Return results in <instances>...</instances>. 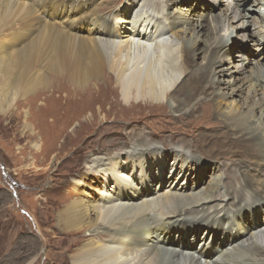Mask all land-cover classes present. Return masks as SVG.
Wrapping results in <instances>:
<instances>
[{"label":"bare ground","instance_id":"bare-ground-1","mask_svg":"<svg viewBox=\"0 0 264 264\" xmlns=\"http://www.w3.org/2000/svg\"><path fill=\"white\" fill-rule=\"evenodd\" d=\"M101 1L0 0V115L32 100L37 116L43 118L39 120L55 125V120H45L42 114L51 97L72 101L67 109L54 107V116L63 110L85 114L89 105H83L84 97L95 100L88 95L90 90L114 82L124 104L134 101L150 109L172 104L181 121L201 113L215 121L221 118V125L215 124L221 130L214 135L210 129L211 140L200 126L180 125L181 138L170 141L182 143L183 148L174 145L169 151L159 145V140L168 144L167 137H159L171 129L133 125L127 141H117L109 149L119 152L87 156L82 173L70 176L72 199L59 204L54 218L58 227L53 231L65 238L64 256H70L71 264H264V177H253L248 167L254 163L251 160L264 164V64L256 60L246 77V57L238 54L236 71L217 69V62L226 61L231 47L238 53L249 51L243 48L246 43L243 47L227 43L229 36L234 37L233 29L241 30L242 39H247L249 27L244 19L258 25L255 46L264 53V0H255L263 6L257 24L238 7L247 0H227L222 15L212 14L206 26L197 14L193 27V15L187 13L182 22L175 18L166 23L169 4L189 0H126L118 9L110 0H104V6L99 5ZM202 3L200 9L208 4L207 0ZM207 10L211 15V8ZM202 40L209 44L201 57L195 48ZM236 74L242 78L225 81ZM236 83L239 86L227 92L229 98L239 91L245 95L241 108H236V100L222 104L226 93L218 92L222 84L227 89ZM89 118L60 124L73 126L72 137L77 139L74 129L83 121L86 125ZM22 126L32 134L27 119ZM223 147L230 155L234 148L243 160L224 171L222 185L203 187L197 180L190 190L181 184L190 181L192 172L201 174ZM247 157L251 159L244 164ZM167 171L175 173L170 182ZM222 195L232 200L229 208L209 207ZM198 211L206 214L189 218ZM221 223L229 225L224 230H231L228 234L220 231ZM235 228L242 233H235ZM201 231L210 244L197 238Z\"/></svg>","mask_w":264,"mask_h":264},{"label":"rangeland","instance_id":"rangeland-1","mask_svg":"<svg viewBox=\"0 0 264 264\" xmlns=\"http://www.w3.org/2000/svg\"><path fill=\"white\" fill-rule=\"evenodd\" d=\"M103 1L104 0H102L99 5L104 6L105 3H102ZM203 1L204 0H189L187 4L185 1H181L171 7L169 4L167 14L171 13V15H168V17L166 16V23L170 24L175 20L182 22L183 17L187 13L189 16H194H192L194 20L191 25L192 27L197 23V18H199L196 17L197 14L201 16V22L205 23L207 26V23L211 22L212 14L213 16H218L224 13V3L227 0H217V3H214L213 0H207L208 6L206 5L204 9H200L201 6H199V4L203 5ZM232 1L233 0H231V2ZM125 2L126 0H110V3L117 9L118 7H122ZM253 4H255V0H247L245 4L240 3L238 7L243 15H247L249 19L250 17L254 18L257 24L260 21L258 11L261 8L263 9V6L260 7L258 4ZM209 8H211V15L208 14L207 9ZM243 21L245 25L249 27L247 39H242L241 30L233 29L231 33L234 37L231 38V36H229L230 39H227V43L231 46L237 43L239 47L240 45L243 47L242 44L246 43L247 47L245 46L243 48H249V51L242 49L243 52L241 51L238 53L235 46H233V48L231 47L226 61L217 62V69H230L236 71L238 68V58L236 56L238 54H243L246 57L244 62L246 73L243 75L248 77V75H251V70L255 68L254 64L256 60H260V63L264 64V53L261 52V50L258 51V47L255 46L257 37L254 35L257 34L259 30L258 25H252L248 19H244ZM232 26L233 28L235 27L231 25V28ZM187 38H190V34ZM207 44L209 43L202 40L195 48L201 57L204 56ZM198 61L201 62L202 58L198 59ZM261 72L264 74V68ZM239 78H242V75L236 74L233 78H225V81H234ZM237 86H239L238 83L226 89V84L221 85L222 89L218 92L224 93L225 90L226 93V99H222V104H227L236 100L238 104L236 108L242 107L245 95L241 91L235 92L231 98L228 97L229 93L227 91ZM88 95H93L95 100L90 102L84 97L85 102L83 105L89 106L86 108L85 114L79 112L78 115H71L68 111L63 110L61 112L55 111V115L57 114V116H54V107L56 110L60 108L61 105L62 109H67V106H72V101L70 99V102L69 100L58 99L55 96L47 100V102H45L47 106L43 108L42 114H44L45 120H55V125L46 126V124L40 121L43 120V118L37 116L31 104L32 100L27 101L26 105L19 109L11 110L3 116L0 115V264H71L70 256H64V248L66 246L65 238L61 234H58L60 232L53 231L54 227H58V223L54 219L56 217V212L60 211L58 206L67 204L70 199H72L70 191L73 186L69 185L70 176L72 177V174L76 172L78 176L82 173L80 169L83 167L84 161L89 155L97 154L98 151L100 155H104L105 153V155H113L116 151L119 152L120 149L116 151H111L109 149L114 148L117 141H127V134L133 125L142 129L148 127H153L156 130L162 127L171 129L169 132L160 133L162 136L159 137V139H162L164 137L163 135L167 137L169 143L164 144L163 141L159 140L161 143H159V145H162L163 149L169 151L174 145L183 148L181 145L182 143L170 141L172 137L181 138L180 131L182 128L180 125L193 123L204 128L207 135L210 129L214 135L219 134L221 130V128L217 129V127H215V124L221 125V118L215 121L212 117L204 116L201 113H196L193 118L188 117L187 121H181L179 119V114L173 113L174 108H172V104H169L168 107L165 105L158 109H150L146 107V105L137 104V102L134 101L131 102V105L124 104L116 89V83L114 82L109 85L101 84L100 87L96 88L94 91L91 89ZM210 99L211 96L207 97L206 100L209 101ZM58 101H61L60 104ZM127 106L132 107L129 108ZM168 112L170 114L169 116L155 115ZM26 113L27 118H25ZM152 114L154 115L152 116ZM87 115L90 116L89 122L85 125L83 121L78 125V128H76L77 130L74 129V134L77 135L79 139L77 137V139L72 137L73 134L71 130L73 126H64L60 124V122L66 123L67 120L73 118L80 121ZM25 119H27L28 125L33 128L31 131L32 134H30L28 130L23 129L22 124ZM102 119L107 120L101 121ZM88 125L91 127L87 128ZM104 134H106L104 137H108L109 139H101ZM55 135L57 136L53 137ZM50 136L54 139L50 138ZM208 136L212 140V137L210 135ZM47 137L50 139H46ZM80 140L83 141L80 142ZM219 140L220 139L217 141L219 142ZM35 144L40 145L41 148L39 151L33 148ZM224 144H227V141H224ZM226 150L227 148L223 147L221 154L219 156L216 155V160L213 159L211 162L209 161L210 163L205 167H202L201 174L192 172L188 176L191 178L190 181L188 179V181H182L181 184L185 187H189L190 190L193 189V183L197 180L203 182V187H206L208 183H211V185L220 183L222 185L224 183V171H228L230 167L239 166L240 161L243 160V155L235 153L234 148H231V155L228 154ZM250 159V157H247V161L244 162V164H248ZM251 161L254 163L248 165L250 171L248 172L251 173L253 177L258 176L262 179V177H264L261 173V170L264 168L263 162ZM171 173L172 174H168L167 171L165 174L169 182L170 178L175 174L173 172ZM99 186L100 188L104 187L102 183H100ZM111 186L112 183L109 184V188ZM200 186L202 187V185ZM83 190L84 187L81 188V191ZM86 190L89 191L90 189ZM89 193L93 197H96L93 191L91 192L90 190ZM229 199L230 198H225L224 195H222V197H218L216 201L214 200L211 202L209 207H214L213 205L217 204L229 208L232 203V200ZM228 211L231 212L230 210ZM205 214L204 211H198L197 213L189 214V218L202 217ZM251 220L252 219L249 218V222H251ZM221 224L220 231L225 232L224 230L228 229L229 225L224 223ZM235 229V233L236 231L239 234L242 233L240 229ZM229 232L225 233L228 234ZM203 233L204 231L199 232V237L197 236V238H201V240L205 239L204 242L207 241V243L210 244ZM190 242H193L192 239H190ZM198 243L197 241L195 246Z\"/></svg>","mask_w":264,"mask_h":264}]
</instances>
